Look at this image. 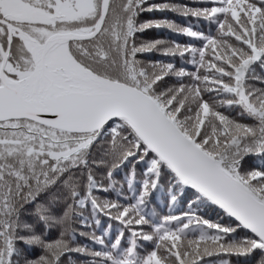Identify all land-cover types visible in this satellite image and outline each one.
I'll list each match as a JSON object with an SVG mask.
<instances>
[{
	"label": "snow or ice",
	"instance_id": "1",
	"mask_svg": "<svg viewBox=\"0 0 264 264\" xmlns=\"http://www.w3.org/2000/svg\"><path fill=\"white\" fill-rule=\"evenodd\" d=\"M144 12L202 19L216 35L140 22ZM151 28L202 46L140 40ZM151 52L194 70L138 58ZM256 64L264 0H0V264H264V167H245L264 158ZM166 77L175 83L161 87ZM161 189L187 210L157 220L147 205ZM209 203L234 225L203 219ZM100 215L109 223L97 234Z\"/></svg>",
	"mask_w": 264,
	"mask_h": 264
},
{
	"label": "trees",
	"instance_id": "2",
	"mask_svg": "<svg viewBox=\"0 0 264 264\" xmlns=\"http://www.w3.org/2000/svg\"><path fill=\"white\" fill-rule=\"evenodd\" d=\"M183 2L186 3V5H191L192 0H183ZM144 13H149V12H144ZM142 13L141 15H143ZM154 16V15H153ZM148 17H142V21L146 20ZM156 19H164L167 18L169 20H172L176 22L178 25L185 26L186 25H191L193 27V30L196 31H202L204 34H211L213 36L216 35V26L209 24L207 21H204L202 19L197 20L196 18H184L181 17L177 14L171 13V12H156V16L152 17ZM150 18V19H152ZM149 19V18H148ZM140 40L143 41H154L157 39H163L165 41H176L179 42L180 44H186V43H192L193 46L195 47H200L202 46V42L199 40H196L195 38H190L184 35H178L174 33L173 31L167 29V28H151L148 30H145L143 33H138L137 34ZM139 59L145 60V61H160V62H173L177 68L179 67H184L187 71H192L194 70L191 64H188L186 62H183L180 60V58L177 57H172V56H164L161 55L159 52H151V53H144L142 55L138 56ZM190 58V57H189ZM255 68V74L257 76L264 77V68H261L258 64L254 65ZM186 79V78H185ZM175 83V78L174 77H166L165 80L162 82L161 87L165 86H171ZM249 83H254L257 87H260V83L257 81H249ZM224 114L230 115L231 117L240 120L241 122L247 123L248 121L246 119H242L237 116L238 109H220ZM93 154L96 155V150H93ZM245 166L250 167V166H256V167H264V158L258 157V156H249L245 160ZM130 165L128 168H123L118 170L116 173V178L118 180L123 179L125 173L130 169ZM99 175V174H98ZM136 179L139 181L141 179L140 175L138 174ZM51 194H59V189L58 188H53L49 195ZM130 196L131 193H128ZM111 198L115 199V194H111ZM170 200L168 199L167 192L161 190L155 191L152 196L150 197V202L147 205L148 210H155L157 216V220H159L163 215L167 214H174V215H180L183 211L187 210V205L184 202V200H178L175 206L169 207ZM198 214L203 218V219H208L213 223H220L222 225H229L235 223L233 218H229L225 213H223V210L219 209L218 206L206 204L202 205L200 209L198 210ZM85 215L87 216L88 213L85 212ZM221 215V216H220ZM100 220H101V228L97 230V234H99L100 231H102L104 228H107V225L109 221L107 218L103 215H100ZM29 219H31L29 217ZM187 222V221H185ZM112 232L113 234L115 233L118 224L115 221H112ZM191 227H195L193 224ZM77 228L79 231H91V229H84L81 228L79 225V221H77ZM214 231V230H212ZM246 230H241L239 231L238 235L242 236L244 235ZM198 235V233H196ZM57 235V231L55 229L52 230L51 236L54 238ZM81 243H88L91 244L90 241H86L84 238H79ZM125 245L127 243V234L125 236ZM98 247V246H97ZM21 248H23L25 254L30 257L34 258L40 254V250L38 248H28L24 245H21ZM148 249L151 250V245H148ZM259 255V253H257ZM213 255L211 257H204L202 264H207L209 261L211 262L214 260L216 257H218L217 260H214L213 264H219V261L221 262V257ZM215 257V258H213ZM212 258V259H211ZM230 258V259H229ZM235 260H234V259ZM79 259H84V257H79ZM223 259H229L231 261V264H244L245 258L243 257H236V256H231L227 257L224 256ZM209 260V261H207Z\"/></svg>",
	"mask_w": 264,
	"mask_h": 264
},
{
	"label": "rangeland",
	"instance_id": "3",
	"mask_svg": "<svg viewBox=\"0 0 264 264\" xmlns=\"http://www.w3.org/2000/svg\"><path fill=\"white\" fill-rule=\"evenodd\" d=\"M161 2H163V0H148V3L149 4H151V3H161ZM173 2L174 3H180V4H186L185 2H183V0H173ZM146 7H147V5H145ZM156 16V12H149V13H144L143 15H141L140 17H139V21L141 22L142 21V17H148V18H146V20H160V19H156V18H152V17H154V16ZM150 18H152V19H150ZM145 21V20H144ZM185 26H187L186 24H184ZM246 167V166H245ZM247 168V167H246ZM221 216V215H220ZM243 236V235H242ZM241 236V237H242ZM216 257V256H215ZM215 257H213V258H215ZM212 259V258H211ZM218 259V257H216L214 260H217ZM230 259V258H229ZM234 259V258H233ZM214 260H212L211 262L209 261V260H207V261H209L207 264H213V262H214ZM235 260V259H234ZM219 264H220V261H219Z\"/></svg>",
	"mask_w": 264,
	"mask_h": 264
},
{
	"label": "water",
	"instance_id": "4",
	"mask_svg": "<svg viewBox=\"0 0 264 264\" xmlns=\"http://www.w3.org/2000/svg\"><path fill=\"white\" fill-rule=\"evenodd\" d=\"M234 219V218H233Z\"/></svg>",
	"mask_w": 264,
	"mask_h": 264
}]
</instances>
